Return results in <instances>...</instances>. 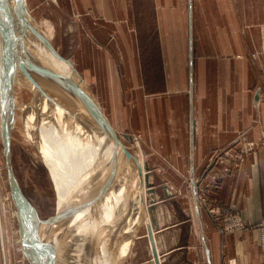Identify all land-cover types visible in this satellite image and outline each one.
<instances>
[{
    "label": "crops",
    "instance_id": "1",
    "mask_svg": "<svg viewBox=\"0 0 264 264\" xmlns=\"http://www.w3.org/2000/svg\"><path fill=\"white\" fill-rule=\"evenodd\" d=\"M63 5L83 29L82 63L88 70H97L96 48L112 60V53L117 56L123 85L133 86L125 97L136 103L135 115L153 123L157 148L149 163H158L156 174L194 178L191 199L169 185L153 194L161 264L229 259L264 264V227L257 228L264 226V0H65ZM144 49L159 50L164 75L161 86L150 91L143 79ZM242 135L260 144L234 166L218 160L221 148L235 145L237 151ZM224 170L216 195L257 225L238 234L226 233L197 199L204 175ZM143 237L147 257L141 264H154L149 238ZM131 244L130 238L128 252ZM1 245L0 235L4 264Z\"/></svg>",
    "mask_w": 264,
    "mask_h": 264
},
{
    "label": "rangeland",
    "instance_id": "2",
    "mask_svg": "<svg viewBox=\"0 0 264 264\" xmlns=\"http://www.w3.org/2000/svg\"><path fill=\"white\" fill-rule=\"evenodd\" d=\"M27 1L29 13L34 18V23L36 25L38 24L39 27L47 33L53 34H51L49 39L60 56V62L65 65H70L69 71L75 74L78 79L83 80L82 87H84V89L90 93L93 99L99 104L104 117L107 118L110 125H112L113 129L119 134L124 146L133 153L138 161H140V165L145 162L144 160L152 161L153 158L150 153L154 155L155 149L157 148L154 147V143L156 145L155 139L153 145L151 140L154 133L152 131L154 128L152 126L153 123L152 125L151 123L146 124V117L138 116V111L135 115L134 107L136 103L134 104L132 99H129L128 97L127 99L125 97V95L127 96L129 94L128 91L132 90L133 86L130 85V87H128L123 85L122 78L119 76L118 70L115 68L117 56L112 53L111 55L114 57L112 60L109 58L110 54L100 52V48H96V51H98L96 53L98 58L97 70H88V68H86V66L82 63L83 60L87 58L85 56L84 32L82 28L76 27V24L73 22L74 16L72 15V11H70L71 8L67 11L66 7L63 5L65 0ZM51 28L52 30H50ZM144 40L145 42L147 41L146 35ZM142 53L144 65L142 68L144 74L143 79L145 80L146 88L150 91L151 89L160 87L162 79H164V75L162 74L163 70L160 66L161 58L159 50H155V52H153L144 49ZM155 63L156 65L154 66ZM254 64L256 66V61H254ZM26 65L29 67V64ZM6 66L8 65H5V68ZM18 66L21 67V64L19 63ZM29 68L32 70L29 72L40 74L38 70L32 69L31 67ZM1 69L2 67H0V72H3ZM239 72H241V70H239ZM260 78L261 77H259V79ZM242 79L243 78L241 77L238 78L240 84H242ZM257 94L258 93L256 92V95ZM16 96L19 103L20 101L29 103L33 94L27 87H25L24 89L19 88L16 92ZM4 100L7 101L5 98ZM36 106L37 103H35V106L33 107L34 115L37 114L35 111ZM13 109L10 111L11 113H7L6 118L8 120L5 123L7 127L10 125L11 133L14 134L12 135L10 133V165H12V175L18 184L20 195H22L23 199L28 203V205H26L28 209L26 210L27 213H30V219L34 218V221L45 224L48 221L51 222L56 219L58 214V194L56 186L59 179H57V173L54 166L46 163L45 160L38 156L37 152L28 142H26L25 137H23L24 134L22 133L21 127L27 120L25 119L28 113L27 108H25V111H22L19 108ZM158 124L159 123L157 121L156 127H158ZM6 126H3L2 124L0 125L1 256H3L4 264H35V250L30 253L25 247V240L34 236V231L30 226L23 229L21 225L20 205L17 201L16 195L14 194L8 155L5 150L4 134ZM12 128L14 129L13 132ZM127 133H130L133 139H131L128 135L125 136ZM259 142L260 141L258 140H247L246 136L242 135L240 139L241 145L237 148V151H234L235 145L230 148H221L223 150L218 152L219 156L217 159L229 162L231 166H234V164L241 163L247 153L260 144ZM139 143L142 144V147L139 146ZM107 147L109 150V152L107 150V153L109 154V157H111L107 159L109 164V170L107 169V171L112 173L111 178H113L112 176H114V173H117L116 170L118 168L122 169V173H125L123 176L126 177L124 180L127 186L126 200L129 202L127 213L124 212V215L120 214L119 218L115 222L117 228H115V226L112 228L114 231L111 233L113 234L111 235L112 238L109 236L110 230L105 234V241H108L109 239L110 242H108L107 247L111 253L108 255L106 249H104L105 253H107V263L131 264L133 261V264H141L147 257V245L146 240H144L145 237L143 236H147V222H145V220L148 211L146 207L147 202L145 200L142 202L140 199L141 190L143 194L146 195V198L150 199L153 197L155 192L157 194V191L161 190L164 186L169 185L177 191H180L182 198L188 197V199H191L193 195L190 189L192 182H194V178L192 180V177L189 175L187 177L173 176L172 178L158 176L161 173L159 172L157 175L155 172L157 168L155 165L158 163L156 162L155 165L149 163L151 170H153L152 174L157 178L151 177L154 188H156L155 192L147 195L144 184L143 189H141L138 170L135 171L132 163L128 160L126 161L122 156L115 152V150L111 152L113 149L112 147ZM156 156H158V153ZM225 172L226 170H224L223 175L222 173H219L218 175L212 176L204 175V178L202 176L201 178H206V181H204V183L202 181V186H199L197 199L200 205L203 207L205 206L208 209L214 220H216V223L221 226L226 233L238 234L242 230L251 229L257 225L241 219L242 216L236 205H227L225 201L216 195L218 193L217 189L220 186L222 177L227 175ZM108 177H110V173ZM124 181L116 176L115 184L116 186H119ZM111 183L113 185L114 181H111L110 185ZM103 187L104 186H101V189ZM263 227L264 226L259 223L257 228L262 229ZM133 234H135V239L133 240L128 252L130 244L129 237H132ZM261 247L264 251L263 236ZM151 259L154 262L153 252ZM97 264H104L102 256L101 261ZM227 264L236 263L233 259H229Z\"/></svg>",
    "mask_w": 264,
    "mask_h": 264
},
{
    "label": "bare ground",
    "instance_id": "3",
    "mask_svg": "<svg viewBox=\"0 0 264 264\" xmlns=\"http://www.w3.org/2000/svg\"><path fill=\"white\" fill-rule=\"evenodd\" d=\"M8 2L16 35L19 36V49L14 53L11 47H2L0 42V67H3V58L8 56L9 60L5 65H8L9 71L14 69L16 74L15 79H12L5 72H0V125L6 126V115L13 108L22 111L27 108V120L21 127L23 137L38 156L54 166L59 179L56 186V219L45 224L36 222L34 218L30 219V213L26 210L28 207L20 204L22 228L30 226L34 231V236L25 240V247L30 253L35 250V264H97L101 261V256L104 264H109L106 254L111 253L107 247L109 239L105 241V234L110 230L109 236L112 238V228H117L115 222L129 208L124 181L126 177L123 176L125 173L118 168L117 173H114L115 177L111 178L112 173L107 171V159L111 158L107 153V146L112 147L113 152L116 149L115 141L100 130L86 107L68 86L67 82L73 75L69 71L70 65L61 63L41 41L32 28L36 26L34 18L33 22L24 18L19 0ZM26 2L28 3L27 0ZM39 28L50 38L52 33ZM21 58L51 69L64 79L40 71V74H33L29 72L32 71L29 67L26 69L27 74L18 66L19 63L22 64ZM74 76L77 78L75 74ZM31 79H35L37 83ZM25 87L32 92V99L29 103H19L16 92ZM35 103L36 115L33 110ZM13 130L12 128V132ZM130 163L137 171L135 162L130 160ZM140 166L143 168V164ZM116 176L124 181L119 186L115 184ZM109 178L113 179V185H110ZM142 180L144 182V177ZM101 186L104 187L101 189Z\"/></svg>",
    "mask_w": 264,
    "mask_h": 264
},
{
    "label": "water",
    "instance_id": "4",
    "mask_svg": "<svg viewBox=\"0 0 264 264\" xmlns=\"http://www.w3.org/2000/svg\"><path fill=\"white\" fill-rule=\"evenodd\" d=\"M20 3V8H21V12L24 14V18H27L28 21L33 22L32 20V16L29 13V9H28V4L26 2V0H19ZM9 2L8 0H0V35H1V44L2 47H8L15 51H18L19 49V44H18V38L19 36L16 35L17 31L16 28H14V22H13V17H12V13L10 12V8H9ZM35 24V23H34ZM36 25V24H35ZM32 26V25H31ZM32 28L34 29L35 33L38 34V37L41 39L42 42H44L47 46L48 49H50L52 51V53H54L56 55V57H60L59 54L56 52L53 43L51 42V40L49 38L46 37V35H44L43 31L40 30V28L36 25V26H32ZM9 58L8 56L3 58V67H2V74L5 72L6 75L10 76L12 79H15L16 74H14V69L9 71V67L5 68V64L6 61H8ZM22 64H21V68L23 71L26 72V69L28 68V66L26 64H29V67H31L32 69H36L38 71H40L43 74L46 75H51L54 76L56 78H63V76L59 73H56L55 71L51 70V69H47L45 67H42L40 65H37L35 62L33 63L32 61H26L25 58H21ZM32 63V64H31ZM27 73V72H26ZM28 74V73H27ZM64 79V78H63ZM32 82H35V79H31ZM82 79H78L73 75H71V79H69V81L67 82L68 86L71 87L72 92L76 95L77 99L79 101L82 102V104L86 107V110L88 111L89 115L94 119L95 123H97L98 127L100 128L101 131L105 132L106 135H108L111 139L113 138V140L115 141V152H117L120 156H122L126 161H134L137 168H138V175L140 177V186L141 189H143V184L145 186V192L146 194L150 195L153 192H155V188H154V184L151 180V175H152V171H151V167L149 164V161L144 160L145 162L143 163V168H141L142 166H140L138 159H136V157L133 155L132 152H130L128 150V148H126L123 144V142L121 141V138L119 136V134L113 129L112 125H110V123L108 122L107 118L104 117L99 104L93 99V97L90 95V93H88L84 87H82ZM11 127L10 125L6 128L5 130V150L7 151V155H8V163L9 165L10 163V156H11V150H10V137H11ZM129 136L131 139H133L132 135L127 133L125 134V136ZM119 151V152H118ZM142 165V164H141ZM10 167V173H11V180H12V185L14 188V194L17 197V201L20 204H22V202L25 205H28V203L23 199V196L20 195L19 192V188H18V184L16 182V180H14L13 175H12V165L9 166ZM143 169V170H142ZM142 177H144V182L142 180ZM113 179H110V181H112ZM110 183V182H109ZM140 199L143 202L144 200L147 202V214H146V233L147 236L149 237L150 240V246H151V251L153 252V260H154V264H161V257H160V253L158 252L157 249V242H156V237L154 234V228H155V222H154V203H155V199H148L146 198V195L143 194L142 190H141V195H140ZM144 197V198H143ZM135 234L132 235L131 241L133 242V240L135 239Z\"/></svg>",
    "mask_w": 264,
    "mask_h": 264
}]
</instances>
